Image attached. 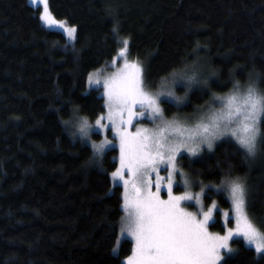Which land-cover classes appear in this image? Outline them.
<instances>
[{
  "label": "trees",
  "instance_id": "1",
  "mask_svg": "<svg viewBox=\"0 0 264 264\" xmlns=\"http://www.w3.org/2000/svg\"><path fill=\"white\" fill-rule=\"evenodd\" d=\"M49 9L77 28L73 44L42 25L29 0H0V264H124L132 243L123 239L113 253L123 215L122 189L110 178L117 150L89 163L91 147L62 121L74 108L90 122L101 114L103 97L87 91V76L109 67L125 37L150 88L193 64L202 68L207 90L191 92L183 115L236 82L264 92V0H49ZM183 167L204 185H218L231 169L247 185L250 217L264 228V143L250 161L222 143ZM216 217L210 229L223 233ZM233 245L227 264H264L240 240Z\"/></svg>",
  "mask_w": 264,
  "mask_h": 264
},
{
  "label": "snow or ice",
  "instance_id": "2",
  "mask_svg": "<svg viewBox=\"0 0 264 264\" xmlns=\"http://www.w3.org/2000/svg\"><path fill=\"white\" fill-rule=\"evenodd\" d=\"M36 7L42 5L39 19L49 29L62 31L69 40L77 38V28L63 20H57L49 9V0H32ZM119 37L118 22L112 29ZM117 43L118 58L122 64L110 75L105 76L97 69L90 72L87 84L99 91L103 87L104 110L95 119L79 116L74 108L69 120L62 121L69 135L81 143L90 142L93 149L89 163H99L113 141L119 140V167L110 173L113 181L122 184L120 237H130L133 242L132 254L125 264H227L226 255L234 253L230 241L242 238L246 248H254L257 256H264V228L258 226L248 213V188L241 177H233L231 169L226 171L218 185H203L201 193L193 196L187 190L190 178L183 171L179 160L183 153L197 157L202 146L213 149L214 141L231 136L245 150L248 157H255L261 143H264V92L256 82H250L241 90L239 82L233 85V93L227 97H215L221 103L220 111L191 124L183 120L165 119L166 101L183 103L194 84L203 82V73L198 65L180 73L173 72L159 81V91H149L145 68L138 61L129 59L128 38ZM107 67V65H105ZM184 87L183 97L176 95L178 87ZM142 120L151 121L155 127L147 128ZM135 129L132 131V129ZM96 131H111L113 139L107 136L100 142L92 140ZM166 172V175H162ZM179 178V180H178ZM183 182L185 191L174 194V185ZM215 188V194L227 192L234 212L235 227H227L233 217L223 213L226 221L224 234L209 231L214 220L213 204L200 215L189 211L185 202L195 199L202 206L201 194L205 188ZM154 189V190H153ZM167 192V199L162 192ZM202 217V218H201ZM221 250L225 255H222ZM118 248H113L116 254Z\"/></svg>",
  "mask_w": 264,
  "mask_h": 264
},
{
  "label": "rangeland",
  "instance_id": "3",
  "mask_svg": "<svg viewBox=\"0 0 264 264\" xmlns=\"http://www.w3.org/2000/svg\"><path fill=\"white\" fill-rule=\"evenodd\" d=\"M29 2L32 4V0H29ZM32 5H33V4H32ZM33 6H34V5H33ZM39 8H40V10H39L38 15L40 16V13L43 11V7H42V5L39 6ZM57 20H60V19H57ZM41 23H42V22H41ZM42 25H43V23H42ZM68 25H69V24H68ZM43 26H44V25H43ZM69 26H71V25H69ZM46 28H47V27H46ZM47 29H49V28H47ZM52 29L57 30V31H59V32L62 33V31L59 30V29H55V28H52ZM64 36H65V35H64ZM65 38H66L67 43L70 44V45L73 44L74 41H75V40H69V39L67 38V36H65ZM120 46H122V45H120ZM114 58H118V52H117V54H116V56H115ZM129 59H130V60H133L132 58H130V56H129ZM112 61H113V60H112ZM112 61H111V63H110V65H109L108 68H107V67H104V68L101 67V68H99L100 70L103 71V74H104L105 76L110 75L112 72H114V71L116 70V67H119L120 64H122V62H123L122 59H119L118 64L115 65V66H113ZM133 61H136V60H133ZM191 67H192V66L188 67L187 69H190ZM198 67L200 68V71L203 73L202 68H201L199 65H198ZM184 70H185V69H183L182 71H184ZM205 70H207V69H205ZM182 71H180V72H182ZM180 72H179V73H180ZM87 77H88V76H87ZM170 78H171V77H170ZM203 79H205L204 73H203L202 80H203ZM207 81H208V80H207ZM249 83H250V82H249ZM249 83H248V84H249ZM248 84H246V85H244V86H242V87L240 86V87H241V90L243 91V89H246L247 86H248ZM257 87H258V86H257ZM86 89H87V91H89V90H95L94 88H90V87L88 86V84H87V80H86ZM199 89H201V90H203V91H206V90H207V84L205 85L203 82H201L200 84H194V85L192 86L191 90L188 92V97H187V99L184 100L183 103H181V104H177L175 101H166L165 103H163L161 106L165 109V119H167V120H171V119H173V118H180V119L183 120L184 118H188V120L190 121V123H191V124H194V123H196L197 121H199L202 117H207V116H208L209 114H211L212 112L220 111V109H221V107H222V106H221V103H220L219 100H215V97H227L228 95H230V94L233 93V89H232L231 91H229L228 93L223 94V95H221V94H211V95H210V100L205 104V106H203L202 108H200V109H198V110H195V112L193 113L194 115H187V116H186V115L181 114V111L179 112V109L187 103L188 98H189V95L191 94V92L194 91V90H199ZM259 89H260V88H259ZM260 90H261V89H260ZM149 91H152L153 93H156V92L159 91V86L156 87V88H149ZM261 91H262V90H261ZM98 93L103 97V87H102V85L100 86ZM176 95H177V96H181V97H183V96L185 95V89H184V87H182V86L178 87V88L176 89ZM103 100H104V98H103ZM104 105H105V100H104ZM89 122H90V121H89ZM90 123L93 124V126H94L95 121L90 122ZM141 124H142L144 127H147V128H154V127H155V125H154L151 121H149V120H142V121H141ZM134 130H135V129L133 128L132 131H134ZM105 136H107L108 139H113V133H112L111 131H99V132L94 131V132L92 133V140L95 141L96 143H100V142L105 138ZM222 143H231V144H233L234 147H235L237 150H239L241 153H243V154L245 155V157H246V159H247L248 161H250V160H252V159L254 158V157H248L247 154H246V152H245V150L242 149V148L239 146V144H237V142L235 141V139L232 138L230 135H229V136L222 137V138H220V139L214 141L213 149H212V150H209V149L207 148L206 145H205V146H202L201 152H200V154H199L197 157H190V156H188V154H187L186 152L183 153V157H184V158L179 160V164L182 166L183 171H184V172L189 176V178H190V183H189V186H188L187 190H188L189 192H191V193L193 194L194 197H195L196 194L201 193V186H202V183H200L199 180L194 179V178L190 175V173L188 172V170L185 169V168L183 167V163L190 164V163L192 162V160H194V159H198V158H201V157L204 156V155H207V154L212 153L213 150H214L218 145H220V144H222ZM85 144H87L88 146L91 147V143H90V142H85ZM112 148H115V149L117 150V166H116V168H117V167H119V140H118V139H115V140L113 141V147H112ZM112 148H111V149H112ZM91 149H92V148H91ZM92 151H93V149H92ZM257 152H258V151H257ZM256 155H257V154H256ZM256 155H255V156H256ZM161 174H162V175H166V172H162ZM110 178H111V176H110ZM178 180H179V178H178ZM111 181H112L113 184L119 185V186L121 187V189H122V194H123L124 189H123L122 184L113 181L112 178H111ZM203 185H204V184H203ZM153 190H154V189H153ZM185 190H186V189H185V187H184L182 181H179L178 184L174 185V194H175V195H180V194H182ZM219 194H220V195L222 194L223 197H225V198L229 201V203H230V209H229V210H227L226 208H224V207H222V206L220 205V202H219V199H218V195H219ZM219 194H215V188H214V187H212V188H205L204 193L201 194V201H202V206H203V207H201V205H198V204L196 203L195 199H193L192 201L185 202V204L188 205V210H189V211H192V212H194V213L200 215V214L202 213V211H207V209L213 204V202H215V204H216V209L214 210V220H213L212 222H210V225L216 221V219H217L216 215L218 214V215L220 216V220H221L222 224L225 226V225H226V221H225V219H224L223 213L228 212V213H230V215L233 217V219H232V226H231V227L234 228V227H235L234 212L231 211V209H232V205H231V201H230L229 194H228L227 192H223V193H219ZM162 198H163V199H167V192H166V191H163V192H162ZM122 216H124V212H123V215H122ZM201 218H202V217H201ZM120 224H121V221H120ZM227 227H229V226H227ZM209 231L214 232V231H212V230L210 229V227H209ZM225 231H226V229H225ZM225 231H224V232H225ZM224 232H223V233H220V232H214V233L224 234ZM123 239H128V240L132 243V249H133V242L131 241V238H130V237H127V236H125V237H120V228H119V233H118V239H117V246H116V248L118 247L119 242L122 241ZM236 240H240V241L244 244L242 238H235L233 241H230V242H229V243H230V246L235 250L234 253L236 252V248H235V246L233 245V242L236 241ZM252 249H254V248H252ZM254 250H255V249H254ZM221 253H222V255H225L223 250H221ZM234 253H232V254H234ZM131 254H132V253H131ZM232 254H228V255H226V258L229 257V256H231ZM263 257H264V256H263ZM125 260H126V258L123 260V263H124V264H125ZM222 262H223V261H221L220 264H221Z\"/></svg>",
  "mask_w": 264,
  "mask_h": 264
},
{
  "label": "flooded vegetation",
  "instance_id": "4",
  "mask_svg": "<svg viewBox=\"0 0 264 264\" xmlns=\"http://www.w3.org/2000/svg\"><path fill=\"white\" fill-rule=\"evenodd\" d=\"M221 222V221H220ZM221 224H222V222H221Z\"/></svg>",
  "mask_w": 264,
  "mask_h": 264
}]
</instances>
